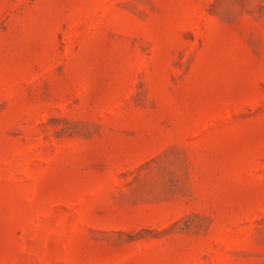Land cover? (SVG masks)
Returning a JSON list of instances; mask_svg holds the SVG:
<instances>
[{
  "label": "rangeland",
  "instance_id": "1",
  "mask_svg": "<svg viewBox=\"0 0 264 264\" xmlns=\"http://www.w3.org/2000/svg\"><path fill=\"white\" fill-rule=\"evenodd\" d=\"M0 264H264V0H0Z\"/></svg>",
  "mask_w": 264,
  "mask_h": 264
}]
</instances>
